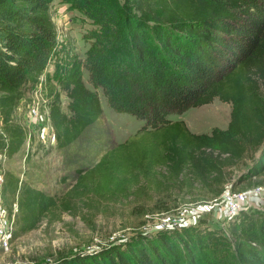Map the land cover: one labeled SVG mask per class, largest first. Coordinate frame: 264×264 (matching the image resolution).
Masks as SVG:
<instances>
[{"label":"trees","instance_id":"trees-1","mask_svg":"<svg viewBox=\"0 0 264 264\" xmlns=\"http://www.w3.org/2000/svg\"><path fill=\"white\" fill-rule=\"evenodd\" d=\"M68 1L97 25L85 55L57 61L50 73L47 66L60 43L51 0H0V114L9 152L25 137L23 127L12 122L14 107L43 73L66 163L76 161L77 148L100 142L90 136L94 126L101 129L99 87L116 109L145 118V128L160 132L154 133V147L128 155L115 144L102 146L94 165L77 164L75 181L62 193L24 180L12 238L38 226L50 212L57 216L72 209L80 198L126 197L165 183L222 187L227 170L252 152V162L238 177L264 174V0ZM215 97L232 102L226 127L197 132L185 119L168 117ZM4 144L3 138L0 148ZM6 185L15 192L19 176L8 171ZM238 213L234 236L209 222L182 224L145 233L126 246L75 252L46 264H264V210Z\"/></svg>","mask_w":264,"mask_h":264},{"label":"rangeland","instance_id":"rangeland-1","mask_svg":"<svg viewBox=\"0 0 264 264\" xmlns=\"http://www.w3.org/2000/svg\"><path fill=\"white\" fill-rule=\"evenodd\" d=\"M51 13L58 26L60 41L58 52L47 66V70L54 73L57 61L63 62L75 54L85 55L92 40L90 31L97 24L83 9L68 0H51ZM84 77L91 85L85 69ZM54 81H57L56 78ZM98 91L104 108L102 115L96 119L101 129L97 131L94 126L95 130L90 136L98 137L100 142L86 145L83 149L77 148V162L66 163V152L59 147L58 141L51 143L42 139L38 130L40 123L35 124L37 119H33L31 114V108L35 105L45 115L48 96L36 88L26 90L14 107L12 122L27 128L32 123L36 134L32 135L29 147L24 141L6 158L4 165L7 174L13 171L21 175L23 181L30 180L49 192L59 194L75 181L77 164L90 167L98 161L104 152H99L102 146L107 150L115 144L124 155L134 149L154 147V133L160 132V129L151 126L145 128V118L116 109L109 102L104 89L99 87ZM61 97L63 107L68 109L69 97L65 90L61 91ZM231 108V101L215 97L212 101L190 106L182 112H170L168 117L172 120L185 119L193 131H211L216 125H228ZM3 137L4 133L0 131V140ZM126 140L129 145H117ZM27 152L28 157L24 160ZM254 154H247L227 170V179L222 187H207L199 181L185 186L165 183L160 188L144 186L126 197L80 198L72 209L58 212L57 216L50 212L38 226L12 238L8 245L0 244V264H46L75 252L87 253L115 245L126 246L129 241L145 233L197 222H209L215 227L225 226L234 236L233 221L235 218L238 220L235 213L245 210L256 215L260 209L264 210V174L243 179L238 177L252 162ZM63 175L67 177L63 179ZM241 191L249 196L241 199V205L232 213L229 211V195Z\"/></svg>","mask_w":264,"mask_h":264},{"label":"built area","instance_id":"built-area-1","mask_svg":"<svg viewBox=\"0 0 264 264\" xmlns=\"http://www.w3.org/2000/svg\"><path fill=\"white\" fill-rule=\"evenodd\" d=\"M44 79L45 74L40 75V81L36 87L37 91L45 92L44 91ZM47 114L45 115L39 110L38 106H32L31 114L33 115V119H37V122L40 123L39 125V132L42 135V139L46 142L47 140L51 143H55L57 141L55 127L52 122L50 116V106L47 104ZM22 126V125H21ZM25 131L24 141L27 143V146L31 144L32 135L36 134V128L34 125L29 124L28 128L22 126ZM0 131L4 133L5 144L0 148V244L8 245L13 237V233L16 226V219L19 214V191H20V183L23 182V177L18 174L19 176V187L16 189L15 192L11 193L10 190L7 188L6 180H7V172L5 168V160L8 158L9 155H12L8 150V143H9V136L4 126V120L2 115H0ZM23 141V142H24ZM28 153L24 156V160L28 157ZM249 196L246 192H234L230 194V212H234L238 209L241 205V199H245Z\"/></svg>","mask_w":264,"mask_h":264}]
</instances>
